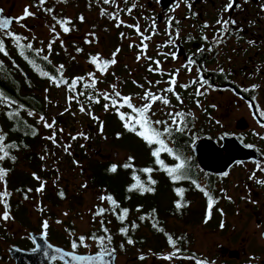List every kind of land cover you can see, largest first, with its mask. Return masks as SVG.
Masks as SVG:
<instances>
[{
	"label": "flooded vegetation",
	"instance_id": "af4514ba",
	"mask_svg": "<svg viewBox=\"0 0 264 264\" xmlns=\"http://www.w3.org/2000/svg\"><path fill=\"white\" fill-rule=\"evenodd\" d=\"M81 1L83 6L80 9L78 4L69 0H45L42 6L35 7V16L45 18L51 31L54 29L58 36L62 34L63 41L65 39L63 53L56 56L53 52L54 60L50 59L55 68H58L56 63L78 65L76 62H79L77 59L80 57L81 61L102 72L99 66H102L103 61H111L113 53L120 57L117 49H120L124 35L139 40L138 44L142 46L148 42L143 40L144 36L157 37L154 43L146 44L144 53L151 59L148 62L142 61V64L159 61L164 62L163 67L174 65V68L167 74L166 69L151 76L159 78L167 89L170 87L169 80L177 74L174 88L183 102L184 90V95L191 97V100H187L189 107H194L192 100L195 103H207L205 109L201 107L200 115L187 127V132L191 134V147L203 138L212 139L218 146L222 145L223 138H234L260 156L258 161L233 164L225 172L227 175H217L203 171L192 152L199 182L202 180L198 185L215 201L210 218L208 197L197 185L183 191L186 195L183 198H190L184 201L176 188L173 204L176 207L178 202L183 203L184 208L176 207L172 211L173 216L162 220L158 254L149 249L144 253V248L142 257L155 255L159 259L158 264H197V261L204 264H264V183L257 182L264 181V126H261L264 125V116L260 115L264 112V0H236L238 6L227 12L224 8L229 0H114V3L107 4L104 0ZM177 3L179 7H176ZM60 4L64 9H77L76 14L68 15L66 10L58 7ZM87 8L96 10V29L93 39L85 43L82 40L84 32L81 29V17L83 10ZM129 8L132 9L130 13L127 11ZM116 12H119V17L113 19L112 15ZM218 19L233 20L236 23L229 24L228 31L223 32L222 25L217 23ZM57 21H70L64 25L69 31L64 32ZM205 24L208 27H204ZM129 25H139L140 33ZM106 36L108 40L104 51L109 50V53L104 57L101 43ZM217 39H220L219 43L215 42ZM170 40L172 43H169ZM155 48L156 50H150ZM93 57H99L96 64L91 62ZM190 59L195 63L189 68L187 65ZM201 77L208 81L203 87L199 83ZM181 85L189 86L185 88L180 87ZM197 89L204 94L196 95ZM164 96L170 101L169 107L163 106L164 113L166 108L180 112L183 103L173 93L164 92ZM171 110L169 113H173ZM169 113L166 116L168 123L171 122ZM177 135L180 133L177 132ZM3 166L4 163L0 169L5 170ZM247 166L255 167L253 177L233 183L234 177L231 174L238 168ZM5 171L7 175L4 180H0V192L6 188L10 193L7 204L11 219H0V264H87L84 259H73V256H92L105 250H114V264H134L133 243H128L125 251L121 245L118 249L99 247L89 250L78 240L75 241L77 247L73 249L69 234L54 235V230L44 229V222L48 224L53 219L39 215L45 206L44 200L38 201L37 189L41 186L11 185L8 181L9 173ZM235 176L240 177L238 174ZM220 183L221 187L218 186ZM46 193L44 191L43 194ZM195 198L203 200L200 202ZM190 201L196 203L197 207L192 209ZM198 205H202L201 214ZM4 210V205L0 204V216ZM46 210L50 212L51 209L47 207ZM247 211H251L253 215L255 230L240 233L235 230V224L245 221L244 217L238 216ZM198 221L199 224L195 225ZM199 225L203 227V232L193 243L189 228ZM179 226L183 230L179 231ZM169 237L172 238V243L169 242ZM216 237L220 240L214 239ZM37 244L40 249L34 251ZM46 244L61 250L55 254V259L50 258V249L49 256L44 255ZM123 252L125 258L122 261Z\"/></svg>",
	"mask_w": 264,
	"mask_h": 264
},
{
	"label": "rangeland",
	"instance_id": "374dc122",
	"mask_svg": "<svg viewBox=\"0 0 264 264\" xmlns=\"http://www.w3.org/2000/svg\"><path fill=\"white\" fill-rule=\"evenodd\" d=\"M70 2H74L78 4L79 9L83 6L81 0H69ZM60 3V1H58ZM40 6V0H0V8L3 12L11 17L18 18L23 16L24 10L27 7L33 15L24 18L23 20H19L15 22L13 27L10 29V32L15 35H19L24 38L21 39L20 44L27 45L31 44L32 49H38V51L48 57V59L54 60L53 52L56 53V56H59L63 53L65 48V39L63 41L62 34L58 36V34L51 31L49 23L46 22L45 18L35 16L37 12L35 11V7ZM59 8L64 9L60 4ZM68 15L74 16L76 14L77 9L66 8ZM82 31L84 32V36L82 40L87 43L93 39L95 26V18H96V10H92L91 8H87L82 12ZM54 34V38L52 36ZM5 35V36H4ZM109 35V34H108ZM2 37V38H1ZM0 39L4 42V49L7 52L5 55L3 52H0V59L4 63L8 65V67L13 68L18 72L19 75L22 76L24 68V64L20 63L16 55V43L14 40L7 36L5 33H0ZM108 40V36L102 40L101 43V52L102 56L107 57V53L109 50L104 51L106 47V43ZM157 40V37H151L148 39V42L145 43H154ZM139 40L124 35L120 49L117 53H119L120 57L115 56L116 63L111 64L105 71L99 72L97 68L95 69L92 65L81 61V58L78 57V61L76 62L78 65L73 64H55L59 68V72L61 75L69 79V67L72 65L74 70L79 68V73H74L72 76V81L77 80V77H82V83L88 88H91L87 92L88 95L94 96L96 99H99V103L96 105L85 104L84 101V93L80 92L79 95L77 93V97H73V95L68 92L69 84H67V88H49L46 89V83L41 88L40 94L42 98H47L46 95L49 96V107L46 110L44 115V119L41 120L40 117L32 112L26 111L24 112V116L37 121L38 123V135L39 138L45 142V144H41L40 148L37 147V151L40 154V170L44 171H53L56 172V176L43 185V190L38 191L39 197L38 201L44 200V198L56 194L57 191L54 189H58L61 186L63 187L66 182L69 184L66 186L69 189V192L74 193L75 195L82 197V204L79 208V213L73 214L69 211L68 205L65 203L60 206L57 210H55L56 218L52 220V222H48V228L50 230H56L61 233L69 234L71 237V241H78L80 237H84V246L86 249L95 250L99 247L103 248L99 242L89 240L87 238V234L92 225H97L98 222L94 223L93 214L96 211V206H100L101 208L106 207L107 199L101 200V197H105L103 193H97L96 191L88 190L86 185V160L78 159V153L81 155L86 154V157L90 153L94 155L95 158L99 160H109L115 163H119L120 165L127 160L130 156V153L125 149H121V147L117 146L120 143L119 135L116 136L117 132L113 131L116 128L124 127V124L120 125L117 116V109L112 107L110 101H105L103 99L104 93H108L112 99L119 98L114 96V91L119 92L121 96L131 97V103L134 107L140 108L143 107L145 103L148 101L144 100L142 97L144 96L146 91H150L153 94L164 96L165 86L163 85L160 79H154L151 75L157 73L161 70H166V74L174 68V65H170L163 67V63H159V67L156 63L142 64V61L148 62L149 55L144 53V46L138 44ZM49 44H51V49H49ZM109 49V48H108ZM150 50H156L150 49ZM101 56V55H100ZM140 57L137 59V57ZM103 57V58H104ZM153 69L150 71L149 69ZM150 75H149V74ZM176 73V72H175ZM91 74V75H90ZM175 78L177 79V74H175ZM95 80V87H89ZM78 81V80H77ZM26 83V81H25ZM113 85L115 89H113ZM82 93V94H81ZM0 94L2 92L0 91ZM71 95V96H69ZM169 98L173 96L168 94ZM0 95V102L3 101ZM122 102V101H120ZM189 101L184 100L181 105V109H188L191 116L196 118V116L200 115V108L205 106L207 103H195L193 100L191 103L194 107L188 106ZM105 104H109L108 109H105ZM76 105L74 109L73 106ZM170 105V104H169ZM168 105V107H169ZM164 104L160 101H156L152 104V108L147 114L148 117L152 121H164L171 108H166L167 110L164 113ZM81 107L84 108V111H81ZM189 107V108H188ZM120 108L119 111L125 114H129ZM173 113L177 112L173 109L171 110ZM29 113H32L29 115ZM58 116H63L69 121L70 127H73L72 131H69V128H64L61 126L53 124L54 118ZM97 118V119H94ZM124 122V121H122ZM194 122V121H191ZM7 123L5 117L0 115V125H4ZM53 124L52 127H46L45 124ZM102 125V130H101ZM171 125V122L168 123ZM159 129L164 127V124L155 125ZM122 134V145H125L127 142L134 146L137 143V139H140V136L136 135L134 132L128 131L126 128L121 129ZM91 133L98 137L97 143H91L88 148V143L91 142L90 135ZM56 136L61 137L66 145L65 152V160L63 162V166L61 163L57 161V154L55 151V145L53 139H49ZM75 137V139H73ZM87 137V138H85ZM114 141V142H113ZM87 144V145H86ZM70 146V147H69ZM96 150V154L92 151ZM46 150V151H45ZM75 156V157H74ZM45 170H44V169ZM255 167H241L238 168L231 175L234 177V182H240L243 178H252L254 175ZM235 174H238L240 177H236ZM240 178V179H239ZM201 181L198 184H201ZM232 183V185H233ZM40 185V186H41ZM38 186V184L36 185ZM222 186V183L218 185ZM176 188L179 190H183L181 185H176ZM54 190V191H52ZM46 191V194H43ZM44 196V197H43ZM186 195L182 192V198ZM195 197V196H194ZM255 200L257 198H254ZM184 200H190V198H183ZM202 202V198L197 199ZM191 208H196L197 205L193 201L189 203ZM45 207H49V205L45 204ZM256 207V206H255ZM200 214L202 210V205H198ZM51 209V208H50ZM176 207H173V210ZM190 209V207L188 208ZM255 210V208H254ZM264 212V208L262 209ZM42 216V213L39 214ZM251 211H247L244 215L238 216V218L245 219L244 222L240 224H235V230H238L240 233H251L254 232V224L252 219ZM46 217V216H42ZM232 218V216H230ZM237 223V222H235ZM199 221L195 224L198 225ZM193 225V224H192ZM179 231L181 226L177 228ZM234 230V231H235ZM195 231L196 233H193ZM203 232V227L200 225L198 227L194 226L189 228V235H191L193 239V243L196 241L195 238H199L200 233ZM211 231H207L209 233ZM217 233V231H214ZM128 235V232L127 234ZM125 235V236H126ZM214 239L220 240V238L216 237ZM145 253V252H144ZM124 252L121 255L122 261L124 260ZM133 256L135 258L134 264H158L159 259L157 256L149 254L147 258L141 259L143 256L142 249H133ZM120 259V260H121Z\"/></svg>",
	"mask_w": 264,
	"mask_h": 264
},
{
	"label": "trees",
	"instance_id": "16d2710c",
	"mask_svg": "<svg viewBox=\"0 0 264 264\" xmlns=\"http://www.w3.org/2000/svg\"><path fill=\"white\" fill-rule=\"evenodd\" d=\"M0 33L5 32L0 31ZM15 51L18 60L26 68L23 70L22 76L14 68L12 71V68L8 67L0 59V91L2 92L0 95L3 98V101L0 102V115L5 117L7 121L4 125H0V133L4 136L2 144L8 153L4 159L0 160V168H2V164L4 163L3 168L9 173L8 181L11 185L24 186L38 184L40 186L52 180L57 173L46 171L44 168L45 172L39 169L40 154L37 151V147L40 148L41 144H45V142L39 138L37 121L33 119L31 121L30 118L24 116V112L29 111L44 118L46 110L50 105L49 99H47L49 96L46 95L47 98H42L40 94L41 88L45 83L47 90L48 87L67 88L66 85L69 84L68 92L73 97H77V93L79 95L82 92L84 93V97H82L84 98L83 103L86 105H96L97 103L88 99L90 95L87 92L92 90L83 85L82 77L77 79L78 81L74 89L71 87L72 76L74 73L79 72V68L74 70L71 65L69 67L70 78L66 80L59 72V68H55L48 57L45 60L44 57L46 56L41 54L38 49L27 50L25 47L24 53L21 55V49L16 44ZM29 61H32V63ZM182 98L191 100V97L184 95V90ZM73 108L75 109L76 105ZM122 110L135 115L126 106ZM181 112L187 114L189 110L181 109ZM115 115L119 120L118 123L120 125L124 124L118 113ZM193 120L195 118L191 115L186 116L185 122L187 127ZM53 121L58 126L62 124L64 128L68 127L69 131L73 130V127L69 125L68 119L63 116H58ZM164 121H167V119ZM153 126L156 127L155 125ZM124 128L119 127L113 130L117 132L116 136L119 135L120 143L117 146L130 153V156L121 165L109 160H99L92 153L88 157H86V154L81 155V153H78V159L86 160L87 189L96 191L97 193H103L105 197L111 196L112 200L116 202L113 205L109 200H106L108 204L106 207L101 208L100 206H96L93 219L94 223L98 222V224L95 226L92 225L87 234V238L99 242V237H105L103 248L110 247L118 249L123 246V251H125V246L128 244V239H132L135 249L145 248V253L149 249L154 254H158L160 234L162 233V220H168L170 216H173L172 211L173 207H175L173 204V195L175 194L176 185L181 184L184 191L188 190L190 186H195L199 183V174L196 173L195 160L192 158L191 134L187 132L188 130L186 128L185 131L179 132L180 135H177V131H175L173 126L171 136H162L161 138L165 141L167 148L172 151L171 153L163 150L160 152L159 161L163 162L161 164L157 162V157L152 155L153 151L159 147L157 144L149 145L140 137L134 146H131L128 142L122 145V141L124 140L122 139L123 133L121 129ZM156 128L163 131V128ZM90 140L91 142L88 145L86 144L88 148L91 143H97L98 137L96 138L91 133ZM10 145H15V147H9ZM92 151L94 154L97 152L93 149ZM0 155H3V153H0ZM177 156L181 160H184L186 164L185 171L187 172V176L180 180H174L168 174V171H166L167 168L174 167L180 163V160L176 159ZM130 157L132 158L131 161H129ZM128 163L131 164V167H123V165ZM112 165L117 166L116 172L110 171ZM145 168H150L152 171L150 173L140 171ZM134 176L139 178V182L144 187L150 186L154 191L142 192L137 189L129 191L128 189L132 185L137 184V180L133 178ZM149 178L154 180L155 184H150ZM68 184L66 182L63 187L54 189L57 191L56 194L44 198V203L49 205L51 210L50 212L47 211V207L44 206L42 216L55 219V210L64 203L68 205L71 213H79L82 197L69 192L68 187H66ZM182 205L184 204L182 203ZM180 208L183 209L184 206ZM99 209H104L105 211L101 215H96ZM124 209H127V214L123 221H121L119 217L123 214ZM122 228L128 229V235L125 236L121 232ZM53 233L56 235L61 232L54 230ZM93 236L96 239H92L91 237ZM109 236L111 237L110 243L107 240Z\"/></svg>",
	"mask_w": 264,
	"mask_h": 264
},
{
	"label": "snow or ice",
	"instance_id": "6c2138e0",
	"mask_svg": "<svg viewBox=\"0 0 264 264\" xmlns=\"http://www.w3.org/2000/svg\"><path fill=\"white\" fill-rule=\"evenodd\" d=\"M110 2L114 3V0H104L105 4L110 3ZM44 3H45V0H40V5L41 6ZM234 6H238L237 3H236V0H229V2L225 5L224 11L225 12L230 11V10L233 9ZM132 7H135V5H133ZM176 7H179L178 3L176 4ZM189 7H190V5H189ZM131 10L132 9L129 8L127 11L130 13ZM47 11L51 12V9H48ZM0 12H2V10H0ZM102 14H104L103 11H102ZM31 15H33V13L30 12L29 9L26 7L25 10H24L23 16L15 18V19L18 22L19 20H23L24 18H26L28 16H31ZM118 17H119V12H116L115 14L112 15L113 19H118ZM82 19H83V17H81V20ZM12 23H13V19H11V18L0 19V29L5 30V34L7 36L11 37L14 40V42L17 44V47H19L21 49V55H23L25 46L21 45L20 41H21V39H24V38L20 37L19 35H15L14 33L10 32V31H7V29L9 28V26ZM57 23L61 24V26L63 27V31L64 32H68L69 31V28L64 26V25L69 24L70 21H57ZM120 23H122V22H120ZM120 23L117 24L118 27L120 26ZM217 23L221 24L223 32H226V31H228V25L229 24H235L236 22L233 21V20L218 19ZM169 26H171V20L169 21ZM129 27H135L136 31L138 33H140L139 25H135V26L129 25ZM152 27H153V32H154L155 24H153ZM204 27H208V25L205 24ZM223 32L220 34V39H222ZM177 35H178V32H177ZM148 39H151V37L150 36H144L143 37V40H148ZM220 39H217L215 42L219 43ZM143 40H142V43H143ZM169 43H172V41L170 40ZM146 47H147V45H144L145 49H146ZM26 48L27 49H31L32 45L31 44H27ZM49 49H51V44H49ZM118 51H119V49H117V52ZM0 52H3L5 55H7V52H5V49H4V42H3L2 39H0ZM115 56H116V53H113V59L111 61H107V60L103 61L102 66H99L100 70L104 71L109 66V64H115L116 63ZM25 58L27 59V57H25ZM139 58L140 57L138 56L137 59H139ZM44 59L46 60L47 57H44ZM98 59H99V57H93L91 62L93 64H96ZM148 59H151V58L148 57ZM29 62L32 63V61H29ZM155 63L159 67V63L160 62L159 61H155ZM193 63H195V61L190 59L188 61V65L187 66L190 68V66ZM61 68H63L62 65H61ZM149 70L153 71V69H151V68ZM77 79H80V78H77ZM65 83H66V81H65ZM194 83H195V81H194ZM199 83H200L201 87H203L204 85L208 84V81L204 80L201 77ZM76 84H77V80H73L71 87L74 89ZM169 84H170V87H168L164 91L173 93V95L176 96V99L178 101H180L181 103H183V101L181 100V97L179 96V94H177L175 92V88H174V86L176 84L175 75H173L172 78L169 80ZM88 86L89 87H95V80H93V83L91 85H88ZM188 86L189 85H181L180 87H185L186 88ZM253 87H255V86H253ZM113 89H115L114 85H113ZM203 94L204 93L200 92V90L197 89L196 95H203ZM102 95H103V99L105 101H110L111 106L117 109V113L120 116V119L122 121H124V127L128 131L134 132L136 135L142 137L149 145H152V144L159 145V147L156 148L153 151L152 155L154 157H157V162L158 163L162 164L163 162L159 161L160 152L163 150V151H168L169 153H171L172 150L167 148V146L165 144V141L161 137L165 136V135L171 136L172 131H173V126H174L175 131H177V132L185 131L186 128H187V124L185 122L186 121V116H190L191 113H187V114H185L183 112L169 113V116L171 117V125H168L167 121H159V120L152 121L147 115L149 113V111L151 110V108H152V104L154 102H156V101H160L164 105H169L170 101H169V99L166 96H160V95L153 94L150 91H146L142 98L144 100L148 101V102L145 103L143 105V107L136 108L131 103V99H132L131 97L121 96V94L119 92H115L114 91V96L119 98V100L112 99V97L108 93H104ZM88 99L91 100L94 103H99L100 102L99 99H96V98L91 97V96H89ZM120 101H122V102H120ZM125 106L127 108L131 109V112L135 113V115L125 114V113H122V112L119 111L120 108H123ZM249 106L251 107V105H249ZM108 107H109V104H105V109L106 110L108 109ZM81 111H84L83 107H81ZM31 114L32 113H29V115H31ZM260 115L264 116V112H261ZM40 119L43 120L44 118L41 116ZM94 119H97V118L94 117ZM53 124H54V122H53ZM53 124H47L46 123L45 126L46 127H52ZM160 124H164L165 125L163 131H160L156 127L153 126V125H160ZM261 126H264V125H261ZM101 130H102V125H101ZM33 134H35V133H33ZM85 138H87V137H85ZM3 139H4V136H3L2 133H0V153H3V155H0V160L4 159L8 155V153L5 151L4 146L2 144ZM49 139H53V142H55L54 136L50 137ZM73 139H75V137H73ZM9 147H15V145H10ZM248 147H252V146L248 145ZM131 159L132 158L130 157L129 161H131ZM176 159L180 160V163L176 164L174 167L167 168L166 171H168V174L174 180H180V179L186 178L187 172L185 171V168H186L185 161L181 160L179 156H177ZM123 167H125V168L131 167V164L130 163L125 164V165H123ZM262 170H264V169H262ZM110 171L111 172H116L117 171V166L116 165H112L111 168H110ZM140 171L145 172V173H150L152 171V169L145 168V169H141ZM6 175H7L6 171L3 170V169H0V180H4V177ZM224 175H227V173H225ZM133 178L135 180H137V184L132 185L128 189L129 191H132L133 189H137V190H140L142 192H152V191H154V189L152 187H150V186L149 187H144V185L139 182V178L138 177L134 176ZM37 179H39V178L37 177ZM257 182L258 183H264V181H257ZM149 183L150 184H155V181L151 180L149 178ZM193 183H195V181H193ZM197 187L200 188V190L202 192H204V194L208 197V201H209V203H208L209 213L208 214H209V218H210L211 210H212V207H213V204L215 203V201L213 200L212 196L207 191H205V189L203 187H201L200 185H197ZM42 190H43V185H41L40 189H37V191H42ZM177 191H178V194L182 196L183 190H177ZM9 195H10V193L7 192L6 188H5V191L0 192V204H3L4 205V209H5L4 212H3V215L0 216V219H3L5 221L11 219V217L9 215V212H8V204H7V197ZM61 195H63V193H61ZM100 199L101 200L107 199L113 205H115V203H116L114 200H112L111 196L101 197ZM182 206H184V205H182L179 202L176 205L177 208H180ZM104 211H105L104 209H99L97 211L96 215H101V214H103ZM126 214H127V209H124L123 210V214L119 217V219H121V221H123V219L125 218ZM133 227H135V225H133ZM43 228L44 229L48 228L47 222H44ZM105 231H107V230L105 229ZM121 232L126 235L127 232H128V229L127 228H122ZM44 235L46 236V232L44 233ZM91 238L92 239H96L95 236H93ZM98 239H99L100 245L103 246L104 245V241H105V237H99ZM79 240H80V243L83 244L85 238L84 237H80ZM107 240L110 243L111 242V237L110 236L107 237ZM33 242L35 243V240H33ZM127 242L129 244H132L133 240L132 239H128ZM169 242L170 243L173 242L171 237H169ZM72 247H73V249H75L77 247V243L75 241H73ZM39 249H40V245L37 244L36 248L33 249V250L34 251H38ZM49 249L52 252V255L50 257L51 259H55L56 258L55 254L61 252L60 249H53L50 244H46L45 245V251H44V255L46 257L49 256V251H48ZM112 251H114V250H112ZM112 251L105 250L104 252H102L100 254L99 259L103 260L105 256H111L112 255ZM169 258L170 257H165V259H169ZM73 259H81V260H83V259H90V258L73 256ZM141 259H143V257H141ZM197 264H204V262L197 261Z\"/></svg>",
	"mask_w": 264,
	"mask_h": 264
},
{
	"label": "water",
	"instance_id": "95a60500",
	"mask_svg": "<svg viewBox=\"0 0 264 264\" xmlns=\"http://www.w3.org/2000/svg\"><path fill=\"white\" fill-rule=\"evenodd\" d=\"M0 10H2L0 8ZM11 18L13 23L7 31L15 24V18L6 15L3 10L0 12V19ZM5 32V30L0 29ZM191 151L199 167L207 172L217 175L224 174L233 164L237 162H248L251 160L258 161L260 156L253 149L244 147L234 138H223L222 145L218 146L215 141L209 138H203L194 143ZM100 254L85 256L87 264H114L115 254L105 256L103 260L99 259Z\"/></svg>",
	"mask_w": 264,
	"mask_h": 264
},
{
	"label": "built area",
	"instance_id": "2783aa9c",
	"mask_svg": "<svg viewBox=\"0 0 264 264\" xmlns=\"http://www.w3.org/2000/svg\"><path fill=\"white\" fill-rule=\"evenodd\" d=\"M55 151L57 154V161L61 163V166H63V162L65 160V152H66V145L64 140L61 137H56L55 138Z\"/></svg>",
	"mask_w": 264,
	"mask_h": 264
}]
</instances>
